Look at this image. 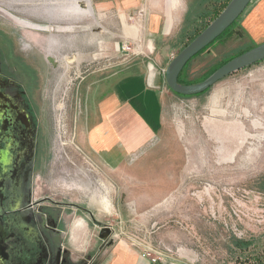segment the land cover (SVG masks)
Masks as SVG:
<instances>
[{
  "label": "rangeland",
  "instance_id": "1",
  "mask_svg": "<svg viewBox=\"0 0 264 264\" xmlns=\"http://www.w3.org/2000/svg\"><path fill=\"white\" fill-rule=\"evenodd\" d=\"M89 1L91 9L85 0H0L24 23L0 13V47L7 57L24 59L45 130L38 195L70 205L75 220H91L94 213L112 226L114 243L163 253L160 264H264V60L191 97L175 94L160 75L165 109L159 138L111 168L79 145L81 82L132 63L149 72L167 67L190 40V9L204 0H182L179 25L164 34L157 16L165 0H140L129 12L120 2L102 8ZM261 5L250 2L240 22L246 35L237 27L195 57L185 77L199 80L247 45L264 42V12L252 18ZM84 225L76 221L74 232ZM92 242L78 241L79 264L91 260ZM113 254L106 252V261Z\"/></svg>",
  "mask_w": 264,
  "mask_h": 264
},
{
  "label": "crops",
  "instance_id": "2",
  "mask_svg": "<svg viewBox=\"0 0 264 264\" xmlns=\"http://www.w3.org/2000/svg\"><path fill=\"white\" fill-rule=\"evenodd\" d=\"M93 1H95V5L102 8H114L120 2L122 10H128V12L133 7L140 5V0ZM260 1H263V5L255 9L252 18L264 12V0ZM182 4V0H165L163 2L161 15L157 16L160 17L159 19L162 18L163 31L161 32L163 34L169 33L173 26L179 25L176 23L181 17ZM154 17L156 16L153 15L149 21H155ZM171 59L173 58L171 57ZM169 63L167 62L166 65ZM160 83L159 73L144 71L140 66H137V63L86 77L81 82L83 91L80 92L81 106L78 111L79 145L89 155L111 168L120 167L124 164L125 159L149 148L150 144L159 138L164 123L165 92ZM54 208L58 217L66 216L67 211H70L63 204ZM71 211L75 220L78 214L74 212V209ZM92 215L91 220L87 215L85 218L79 216L80 218L75 220L72 226L65 223L66 225L62 228L72 264H79L84 258L78 241L82 243V241L87 242L88 239L94 243L92 242L93 245L89 248L92 258L87 264H160L159 262L152 263L132 244L125 241L110 242L111 235L108 236V239L101 238L102 229L97 221L99 219L94 213ZM76 221L79 224L83 222L85 224L84 228L77 233L73 228ZM95 224H98L100 228L95 230L93 239L88 238V232L95 229ZM75 251L80 253L76 254ZM108 251H113L114 254L111 259L106 261L104 255ZM86 254L84 253V255ZM168 262H164V264H172Z\"/></svg>",
  "mask_w": 264,
  "mask_h": 264
},
{
  "label": "flooded vegetation",
  "instance_id": "3",
  "mask_svg": "<svg viewBox=\"0 0 264 264\" xmlns=\"http://www.w3.org/2000/svg\"><path fill=\"white\" fill-rule=\"evenodd\" d=\"M13 54L0 47V264H72L62 229L72 207L58 217L54 207L62 205L38 195L45 130L31 73Z\"/></svg>",
  "mask_w": 264,
  "mask_h": 264
},
{
  "label": "water",
  "instance_id": "4",
  "mask_svg": "<svg viewBox=\"0 0 264 264\" xmlns=\"http://www.w3.org/2000/svg\"><path fill=\"white\" fill-rule=\"evenodd\" d=\"M251 1L252 0H231L221 11L220 15L206 26L204 31L193 38L189 45L176 54L174 59L167 66L165 78L167 86L173 92L188 96L203 93L212 87V85L221 81L224 77L264 60V42H262L225 62L203 81L189 85L179 82V76L183 68L193 56L206 48L207 45L212 43V41L229 28L230 25L245 12ZM99 223L102 229L100 237L108 239V236L112 233V228L108 223ZM110 242L113 241L110 240Z\"/></svg>",
  "mask_w": 264,
  "mask_h": 264
},
{
  "label": "trees",
  "instance_id": "5",
  "mask_svg": "<svg viewBox=\"0 0 264 264\" xmlns=\"http://www.w3.org/2000/svg\"><path fill=\"white\" fill-rule=\"evenodd\" d=\"M207 1V0H206ZM231 0H208L207 2H205V0L203 2H201L202 4L204 5H198L196 8L195 11H193L192 9H190L191 11L189 12L190 14H188V18L187 20H189L190 22H188V24L192 25V30L190 31V34H189V39L188 42L185 43V46L186 47L187 45L190 44L191 40L193 38H195L198 34H200L202 31L205 30L206 26L212 22L215 18H217L221 11L227 6V4L230 2ZM254 1V0H253ZM210 3V4H209ZM250 6V4H249ZM249 6L246 8L245 12L243 14H241L236 20L235 22H233L229 28H227L222 34H220V36L218 38H216L214 41H212V43H210L209 45L206 46V48H204L203 50H201L200 52H198L196 55L193 56V58L186 64V66L183 68L182 70V73L180 74L179 76V82L182 83V84H192V83H196V82H200V81H203L205 79H207V77L209 75H211L213 72H215V70H217L219 67H221L222 64H224L225 62L233 59L236 57V55L240 54V53H243L247 50H249L250 48H252L253 46L257 45V44H250V45H247V49H242L240 50L235 56H230L226 59H224L223 61H221V63H219V65H217L216 67L210 69L208 71V73L206 75H204L201 79L199 80H188L186 77H185V69L188 67V65L191 63V61L197 57L198 55H201L203 53H205L206 51H208L211 47L215 46L218 42H220V40H222L223 38H225L226 36L230 35V34H234L235 32V29L237 27H240V32L243 33V34H247L246 30L242 28L240 22L242 21L243 17L246 15L245 13H247V9L249 8ZM194 13V14H193ZM192 15H195L196 18H191ZM201 20V21H199ZM186 28V27H184ZM189 33V32H188ZM186 34V35H185ZM184 35L187 37V29L185 30V33ZM184 40V39H183ZM182 40V42H183ZM180 42V41H179ZM183 47V48H184ZM182 48V49H183ZM181 49V50H182ZM261 62V61H260ZM259 63V62H258ZM251 67V66H250ZM211 88V87H210ZM209 88V89H210ZM208 90V89H207ZM207 92V91H205ZM203 92V93H205ZM177 95H180L182 97H191V96H188V95H183V94H180V93H175ZM199 94H202V93H198V94H192V95H199ZM241 245L242 246H247V244H245L244 242H241ZM240 245V246H241Z\"/></svg>",
  "mask_w": 264,
  "mask_h": 264
},
{
  "label": "built area",
  "instance_id": "6",
  "mask_svg": "<svg viewBox=\"0 0 264 264\" xmlns=\"http://www.w3.org/2000/svg\"><path fill=\"white\" fill-rule=\"evenodd\" d=\"M166 69H167V67L161 66V67L158 68L157 73H159L160 75L164 74L165 78H166ZM154 73H156V71ZM76 146H77L78 149H80L79 145L76 144ZM108 225L112 228V226L109 223H108ZM111 237H112V233H111ZM139 250H140V252H142V255L144 257H146L147 259H149L152 263L153 262L154 263L160 262V261L163 260V257H165L163 253L161 254L160 252H157V251H155L152 248H149V249L146 248L145 250H142L140 248Z\"/></svg>",
  "mask_w": 264,
  "mask_h": 264
},
{
  "label": "bare ground",
  "instance_id": "7",
  "mask_svg": "<svg viewBox=\"0 0 264 264\" xmlns=\"http://www.w3.org/2000/svg\"><path fill=\"white\" fill-rule=\"evenodd\" d=\"M86 2V4H85V6L86 7H88V8H90L91 9V3H90V1L89 0H85ZM84 6V5H83ZM84 6V7H85ZM0 13H3L4 15H6L8 18H13L14 20H16L17 21V23H19V24H24L23 22H22V20L21 19H19V18H16L15 16H13V15H11L8 11H6L4 8H2V7H0ZM25 26H30V27H37V28H42V27H39L38 25H34V24H31V23H26V25ZM47 29V28H46Z\"/></svg>",
  "mask_w": 264,
  "mask_h": 264
}]
</instances>
